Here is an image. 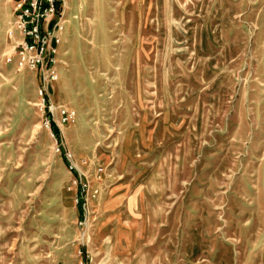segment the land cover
<instances>
[{"label": "rangeland", "instance_id": "rangeland-1", "mask_svg": "<svg viewBox=\"0 0 264 264\" xmlns=\"http://www.w3.org/2000/svg\"><path fill=\"white\" fill-rule=\"evenodd\" d=\"M15 9L0 264H264V0H62L53 81Z\"/></svg>", "mask_w": 264, "mask_h": 264}, {"label": "built area", "instance_id": "built-area-1", "mask_svg": "<svg viewBox=\"0 0 264 264\" xmlns=\"http://www.w3.org/2000/svg\"><path fill=\"white\" fill-rule=\"evenodd\" d=\"M62 0H15L17 18L15 30L20 34L15 54L9 62H15L19 70H40L49 73L48 79H57V47L64 29L61 14ZM74 113L61 110V123L70 120Z\"/></svg>", "mask_w": 264, "mask_h": 264}, {"label": "trees", "instance_id": "trees-1", "mask_svg": "<svg viewBox=\"0 0 264 264\" xmlns=\"http://www.w3.org/2000/svg\"><path fill=\"white\" fill-rule=\"evenodd\" d=\"M51 127H52L53 132L55 133V135L59 136V134H60L59 127L54 122L51 123Z\"/></svg>", "mask_w": 264, "mask_h": 264}]
</instances>
